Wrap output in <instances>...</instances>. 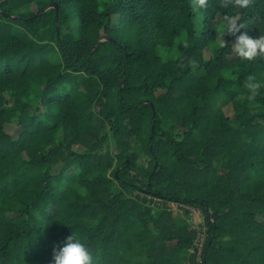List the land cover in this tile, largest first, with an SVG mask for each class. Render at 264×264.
<instances>
[{
  "label": "trees",
  "instance_id": "trees-1",
  "mask_svg": "<svg viewBox=\"0 0 264 264\" xmlns=\"http://www.w3.org/2000/svg\"><path fill=\"white\" fill-rule=\"evenodd\" d=\"M194 3L0 0V264L73 230L95 264H194L186 211L146 194L204 211L200 264H264V55L213 44L231 16L264 35V0Z\"/></svg>",
  "mask_w": 264,
  "mask_h": 264
},
{
  "label": "clouds",
  "instance_id": "clouds-1",
  "mask_svg": "<svg viewBox=\"0 0 264 264\" xmlns=\"http://www.w3.org/2000/svg\"><path fill=\"white\" fill-rule=\"evenodd\" d=\"M206 0H195L194 6L202 8ZM249 0H223V7L245 8ZM242 23H238L237 16L226 18V23L219 25L221 36L213 42L215 47H224L229 42L225 39L226 35L235 37L232 46L235 54L244 61H253L258 55H264V35L253 37L246 31ZM259 84L250 82L247 84L249 94L248 100H253L256 96ZM46 224V223H45ZM50 264H95L94 254L88 243L76 231L64 237L58 246L52 249V260Z\"/></svg>",
  "mask_w": 264,
  "mask_h": 264
},
{
  "label": "built area",
  "instance_id": "built-area-1",
  "mask_svg": "<svg viewBox=\"0 0 264 264\" xmlns=\"http://www.w3.org/2000/svg\"><path fill=\"white\" fill-rule=\"evenodd\" d=\"M143 194H141L142 196ZM148 203H152L156 207L165 208L167 210L178 211L184 213L186 211L187 221L189 222V228L195 231L194 243L189 252L195 254L194 264H200L203 247L206 241L207 236V225L205 223L206 214L204 211L194 205L173 201V200H164L160 197H155L146 194ZM212 220V218H210Z\"/></svg>",
  "mask_w": 264,
  "mask_h": 264
},
{
  "label": "rangeland",
  "instance_id": "rangeland-1",
  "mask_svg": "<svg viewBox=\"0 0 264 264\" xmlns=\"http://www.w3.org/2000/svg\"><path fill=\"white\" fill-rule=\"evenodd\" d=\"M4 128L8 134L11 135L12 138H17L18 135L21 133L22 129L17 123H6ZM57 167L53 168L54 172H57Z\"/></svg>",
  "mask_w": 264,
  "mask_h": 264
},
{
  "label": "water",
  "instance_id": "water-1",
  "mask_svg": "<svg viewBox=\"0 0 264 264\" xmlns=\"http://www.w3.org/2000/svg\"><path fill=\"white\" fill-rule=\"evenodd\" d=\"M51 6H54V7H55V9H56V15H57V8H58L57 4L49 5V7H51ZM151 108H152V113H153V115H154V109H153L152 104H151ZM156 165H157V164H155V167H156Z\"/></svg>",
  "mask_w": 264,
  "mask_h": 264
},
{
  "label": "bare ground",
  "instance_id": "bare-ground-1",
  "mask_svg": "<svg viewBox=\"0 0 264 264\" xmlns=\"http://www.w3.org/2000/svg\"><path fill=\"white\" fill-rule=\"evenodd\" d=\"M207 225V224H206Z\"/></svg>",
  "mask_w": 264,
  "mask_h": 264
}]
</instances>
